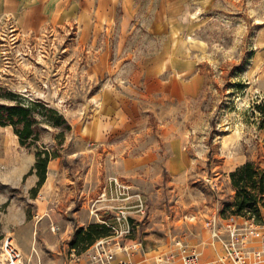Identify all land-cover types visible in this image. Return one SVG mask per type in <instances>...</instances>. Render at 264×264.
Wrapping results in <instances>:
<instances>
[{"label":"rangeland","instance_id":"rangeland-1","mask_svg":"<svg viewBox=\"0 0 264 264\" xmlns=\"http://www.w3.org/2000/svg\"><path fill=\"white\" fill-rule=\"evenodd\" d=\"M31 1L10 0L11 10L0 12V86L26 100L41 101L69 125L62 136H57L60 126H37V147L54 151L59 161L58 169L43 183L63 184L38 196L46 207L43 213L32 189L5 187V183L34 179L36 183V174L29 172L36 148L21 146L11 126L0 125V239L11 232L24 264L80 262L88 246L80 242L72 247L77 231L100 223L94 212L104 215V205H133L138 194L143 211L130 209L132 226L122 241L134 244L136 250L128 253L130 258L140 256L137 263H156L158 255L176 251L179 245L193 248L201 258L202 246L222 245L205 231L204 221L213 211L221 219L233 214L226 208L234 196L229 173L244 161L264 167V117L254 108L264 101V0H186L183 21L204 78L200 94L156 112L145 110L144 127L120 134L109 144H90L81 129L93 112L91 96L115 78L109 71L93 75L99 46L79 42L76 9L86 0H66L64 5L73 6L74 11L65 22L53 23L48 11L45 22L24 27L19 18ZM89 4L93 6L95 0ZM113 16L108 34L112 47L118 41L120 4ZM144 40L143 31L135 29L127 42L141 49ZM115 57L113 53L111 68ZM157 118L170 128L165 139L158 134ZM177 138L182 155L176 156L171 144ZM115 142H126L133 148L131 153L116 155L111 147ZM149 148H154V154L147 153ZM120 160L134 170L116 171ZM169 160L176 165L173 169ZM109 175H117L128 187L110 192L105 187ZM103 190L104 200H100ZM107 214L111 219L114 212ZM220 250L214 260L224 259Z\"/></svg>","mask_w":264,"mask_h":264},{"label":"crops","instance_id":"crops-1","mask_svg":"<svg viewBox=\"0 0 264 264\" xmlns=\"http://www.w3.org/2000/svg\"><path fill=\"white\" fill-rule=\"evenodd\" d=\"M65 3L66 0H33L23 8L19 22L24 27H35L47 20L48 11L51 12L49 19L53 23L65 22L70 12L74 11L73 6H65ZM117 4L121 6V16L117 24L118 41L112 47L108 34L109 29L113 28V13ZM186 7V0H95L93 6H90L89 0H86L79 9H76L80 23L79 42L90 47L95 44L99 46L97 63L92 67L91 73L99 76L109 71L115 75L114 81L105 82L90 98L93 112L81 126L83 137L90 144H109L116 141L120 134L124 136L132 131H139L146 122L145 110L151 109L156 112V109L165 108L170 103L185 101L200 94L204 78L197 68L194 47L188 39L191 36L183 21L182 15L187 10ZM11 8L10 0H0V12H9ZM135 29H141L145 35V40L142 42L144 48L137 49L127 42L129 35ZM102 32L103 37H100ZM125 44L130 45L128 49L125 48ZM113 53L116 55L114 58L116 63H114L115 67L111 68L110 59ZM157 121H159L158 134L165 139L170 128H165V120L157 118ZM125 145L126 142H115V146L111 147L116 155L121 156L120 153L129 155L133 148ZM171 145V149L177 151L174 155H180L181 153L178 152L180 139L173 140ZM149 149L147 153L154 154V148ZM168 162L171 169L176 166L173 161ZM58 166L59 161L56 159L48 162L46 179L50 174L55 173ZM114 169L123 172L134 170L127 162L121 160ZM34 181L35 179L32 183H5V187L23 185L28 191L36 186ZM62 184L42 183L33 198L39 200L38 196L44 190L52 186L61 187ZM45 208L42 199L39 200V212L43 213ZM261 226L250 238L248 245L251 247L262 246L261 234L264 232V222ZM205 231L209 234L207 229ZM3 235L12 238L11 232ZM202 247L200 261H215L220 256V244L208 243ZM135 257L136 254L131 257L135 262L141 260L140 256ZM158 258L159 255L156 263L152 260V264H157ZM178 259L176 256L173 262L167 264H180ZM216 261L214 264H221V260ZM224 262L233 264L229 259ZM140 264L151 263L147 261ZM251 264H264V261H255Z\"/></svg>","mask_w":264,"mask_h":264},{"label":"built area","instance_id":"built-area-1","mask_svg":"<svg viewBox=\"0 0 264 264\" xmlns=\"http://www.w3.org/2000/svg\"><path fill=\"white\" fill-rule=\"evenodd\" d=\"M109 191L120 192L128 186L121 182L117 175L107 176ZM104 187V189H105ZM105 191L100 194V200H104ZM140 195L136 194L135 203L133 205H104L105 214L97 217L100 223L109 228L110 234L96 239L90 244L85 252L84 259L80 262L65 259L58 264H138L129 256V250H136L134 244H124L122 241L126 238L131 230L130 210L132 207L135 211H143V202ZM125 198H128L125 197ZM123 199V198H121ZM93 212V211H92ZM109 212H114V215L109 217ZM204 227L207 228L210 236L213 239L220 240L222 251L224 253L220 262L225 264L224 260H231L233 264H251L252 262L264 261V232L261 234L262 246L254 248L248 245L250 238L255 235L261 225L255 224L253 219L243 220L237 215L230 214L224 219H221L220 213L213 211L209 218L204 221ZM52 231L56 227H51ZM221 231L223 235L221 236ZM0 264H24L22 252L12 241V238L3 235L0 239ZM134 252V251H132ZM178 257L180 264H214L217 261L202 262L199 254L191 247L179 245L175 250L168 251L165 255H159L157 264L165 262H173L175 257Z\"/></svg>","mask_w":264,"mask_h":264},{"label":"trees","instance_id":"trees-1","mask_svg":"<svg viewBox=\"0 0 264 264\" xmlns=\"http://www.w3.org/2000/svg\"><path fill=\"white\" fill-rule=\"evenodd\" d=\"M254 108L264 117V101L255 104ZM39 123L60 126L57 136H62L64 129L69 128L65 119L51 107L41 101L26 100L18 93L0 86V125L11 126L21 146L36 148L34 163L29 171H33L37 176L36 186L32 188L33 193L37 192L45 181L48 162L57 156L50 149L37 147ZM229 178L234 188V196L226 208H230L233 214L252 218L255 223L262 224L264 167L253 161H244L229 173ZM109 234V228L102 223L88 224L86 228L77 231L72 247L76 248L80 242L89 246L96 239Z\"/></svg>","mask_w":264,"mask_h":264}]
</instances>
